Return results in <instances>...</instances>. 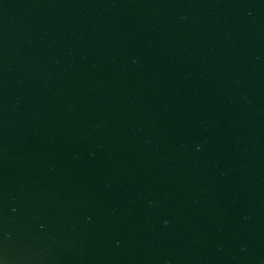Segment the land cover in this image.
<instances>
[{
  "label": "water",
  "instance_id": "95a60500",
  "mask_svg": "<svg viewBox=\"0 0 264 264\" xmlns=\"http://www.w3.org/2000/svg\"><path fill=\"white\" fill-rule=\"evenodd\" d=\"M0 264H264V0H0Z\"/></svg>",
  "mask_w": 264,
  "mask_h": 264
}]
</instances>
